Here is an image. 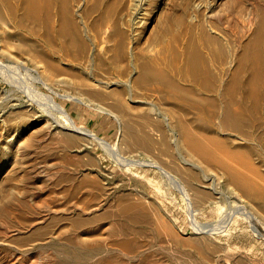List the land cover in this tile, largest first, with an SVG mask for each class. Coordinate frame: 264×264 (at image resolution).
I'll list each match as a JSON object with an SVG mask.
<instances>
[{
	"label": "rangeland",
	"instance_id": "1",
	"mask_svg": "<svg viewBox=\"0 0 264 264\" xmlns=\"http://www.w3.org/2000/svg\"><path fill=\"white\" fill-rule=\"evenodd\" d=\"M123 1L118 18L122 17L134 37L140 36L143 56L156 59L170 38L156 42L150 29L163 22L166 11L172 13L173 0ZM207 3L202 1L206 10ZM105 19L100 20L101 25L96 23L92 48L79 63L60 64V76L71 81H48L29 52L0 44V264H99L118 250L84 248L80 239H106L116 229L119 205L128 199L144 201L153 216L160 210L181 239V244L166 235L155 240L151 229L142 226L150 230L138 241L145 244V257L151 260L209 264L208 257L220 255L264 264L263 237L256 235L241 212L232 210L238 199L264 219V205L242 197L220 178L209 181L210 171L186 165L175 147V118L157 114V105L172 103L159 101L153 84L141 87L135 81H92L113 74L112 69L98 64L100 57L108 59L111 54L103 49L107 43L100 29ZM77 77L90 81H74ZM117 90L124 93L126 109L115 104L117 98L111 93ZM112 105L118 112H112ZM69 122L94 132L107 146L70 129ZM130 133L136 134L135 140L131 141ZM115 150L125 157H116ZM126 157L141 163H127ZM151 161L172 169L176 181L149 164ZM195 173L214 201L200 195L193 182ZM137 218L145 219V215ZM203 224L215 225V229L200 233ZM87 230L91 233L83 234ZM139 257L126 260L138 264ZM228 262L225 264H231Z\"/></svg>",
	"mask_w": 264,
	"mask_h": 264
},
{
	"label": "bare ground",
	"instance_id": "2",
	"mask_svg": "<svg viewBox=\"0 0 264 264\" xmlns=\"http://www.w3.org/2000/svg\"><path fill=\"white\" fill-rule=\"evenodd\" d=\"M82 1L0 0V44L29 52L43 68L48 81H71L60 76V64H78L92 48L90 41L97 35L96 23L101 25L100 20L106 18L100 31L107 43L103 49L111 54L108 59L100 57L98 64L112 69L113 74L97 76L92 81H135L141 87L155 85L159 101L172 103L163 107L157 105V114L164 112L175 118V147L186 165L210 171L209 181L220 178L234 186L242 197L248 196L264 205V0H207L208 10L202 6L203 0H186L181 4L173 0L172 13L166 11L163 22L150 29V37L156 42L171 39L163 43L157 60L143 56L140 36L134 37L123 25L122 17L118 18L123 11V0ZM95 12L104 13L94 16ZM11 39L19 40L20 44ZM80 78L74 81H90L87 77ZM119 90L111 94L117 98L115 104L126 109L124 93ZM74 98L80 100L77 96ZM58 107L64 112L61 105ZM116 107L111 109L113 113L118 112ZM68 124L70 129L92 136L107 146V141L94 132L84 131L73 122ZM130 137L133 141L136 134L130 133ZM137 140L143 142L141 137ZM112 154L118 158L124 156L116 150ZM126 162L141 163L132 158H127ZM149 164L176 181L172 169L159 162ZM200 180L195 173L193 182L197 183L200 195L214 201L213 194L200 186ZM128 200L121 202L115 214V231L104 240L80 239L82 246L118 250L99 264H128L126 257L134 256H140L138 264H163L145 257V244L140 243L138 237L151 229L155 240L157 236L166 235L181 244L174 226L160 210L153 216L144 201ZM236 200L232 210L241 212L256 235L264 239L263 216ZM140 215H145V219L137 218ZM229 221L228 217L224 220ZM214 226L203 224L198 232H211ZM227 260L231 264H253L220 255L207 258L209 264H225Z\"/></svg>",
	"mask_w": 264,
	"mask_h": 264
}]
</instances>
